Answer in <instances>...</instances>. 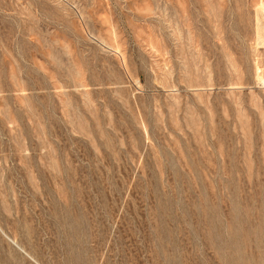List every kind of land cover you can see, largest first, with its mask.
Masks as SVG:
<instances>
[{"label": "rangeland", "instance_id": "374dc122", "mask_svg": "<svg viewBox=\"0 0 264 264\" xmlns=\"http://www.w3.org/2000/svg\"><path fill=\"white\" fill-rule=\"evenodd\" d=\"M0 264H264V0H0Z\"/></svg>", "mask_w": 264, "mask_h": 264}]
</instances>
